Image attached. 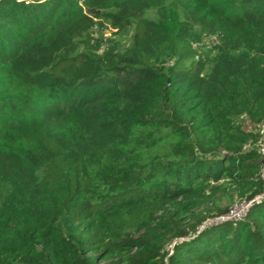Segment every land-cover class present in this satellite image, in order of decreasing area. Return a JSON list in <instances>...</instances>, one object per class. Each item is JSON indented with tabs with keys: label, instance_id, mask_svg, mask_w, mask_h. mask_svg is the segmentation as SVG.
Here are the masks:
<instances>
[{
	"label": "trees",
	"instance_id": "16d2710c",
	"mask_svg": "<svg viewBox=\"0 0 264 264\" xmlns=\"http://www.w3.org/2000/svg\"><path fill=\"white\" fill-rule=\"evenodd\" d=\"M263 166L264 0H0V264H264Z\"/></svg>",
	"mask_w": 264,
	"mask_h": 264
},
{
	"label": "rangeland",
	"instance_id": "374dc122",
	"mask_svg": "<svg viewBox=\"0 0 264 264\" xmlns=\"http://www.w3.org/2000/svg\"><path fill=\"white\" fill-rule=\"evenodd\" d=\"M147 16L150 18H157L156 16V12L154 10H150L147 13ZM103 37L104 39L108 40L109 38H113V40H115V42L118 44L120 49H124L126 47H128L131 43V32L127 35H115V31L112 29H107L103 32ZM243 118H240V121H242ZM244 127L247 130H252V131H256V129H259V126H254V124L245 121L244 123ZM226 195H223L221 197V199H219L217 201V204L221 207V208H226V207H230L233 206L237 203H240L237 195H234V199H231V191L226 192ZM219 222V216H211V217H206L205 220L203 221L202 225L199 226V229H204L207 226L210 225H215Z\"/></svg>",
	"mask_w": 264,
	"mask_h": 264
},
{
	"label": "built area",
	"instance_id": "2783aa9c",
	"mask_svg": "<svg viewBox=\"0 0 264 264\" xmlns=\"http://www.w3.org/2000/svg\"><path fill=\"white\" fill-rule=\"evenodd\" d=\"M262 178L264 180V166L262 167ZM262 202H264V189L261 194L255 196L253 199L233 205L228 213L219 216V222L226 220H241L247 215L253 205L261 204Z\"/></svg>",
	"mask_w": 264,
	"mask_h": 264
},
{
	"label": "water",
	"instance_id": "95a60500",
	"mask_svg": "<svg viewBox=\"0 0 264 264\" xmlns=\"http://www.w3.org/2000/svg\"><path fill=\"white\" fill-rule=\"evenodd\" d=\"M89 12H90V13H95V12H97V10H95V9H90Z\"/></svg>",
	"mask_w": 264,
	"mask_h": 264
}]
</instances>
